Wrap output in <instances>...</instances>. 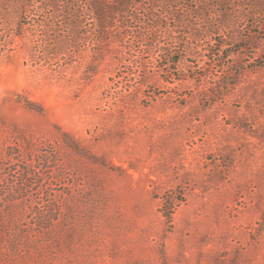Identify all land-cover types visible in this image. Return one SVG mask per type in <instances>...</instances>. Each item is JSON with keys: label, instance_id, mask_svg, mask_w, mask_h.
Wrapping results in <instances>:
<instances>
[{"label": "rangeland", "instance_id": "rangeland-1", "mask_svg": "<svg viewBox=\"0 0 264 264\" xmlns=\"http://www.w3.org/2000/svg\"><path fill=\"white\" fill-rule=\"evenodd\" d=\"M76 6L78 33L0 25V247L264 264V0H131L104 44Z\"/></svg>", "mask_w": 264, "mask_h": 264}, {"label": "trees", "instance_id": "trees-1", "mask_svg": "<svg viewBox=\"0 0 264 264\" xmlns=\"http://www.w3.org/2000/svg\"><path fill=\"white\" fill-rule=\"evenodd\" d=\"M59 1L61 0H44V3H41V5L37 7L34 0H0V25H4L11 16L17 14L24 15L23 19L26 21L24 24L22 22L20 23L21 30H23L25 26H30V30L36 31L37 29H42L51 32L56 31L60 24L64 22V20L61 19L62 17L68 16L70 21L64 24L72 26L73 33H78L81 25V17H77L79 11L76 5L79 4V2L82 3V0H63L62 3ZM86 1L90 15L102 26L101 34L104 38L101 42L104 44L106 41H109L107 37L111 32V28L114 27L112 22L116 19L113 16L123 14L128 8L131 0ZM72 10L75 11L72 12ZM79 10L81 13L84 11L83 7ZM40 14L44 15L42 19H39ZM73 33L71 34V31H68L63 36L66 40H70ZM12 150H14V148H12ZM11 160L13 159L11 158ZM19 179L17 182L20 181L21 185H25L30 181V171H25L24 169L23 173L19 175ZM8 241L9 245L0 247V262L6 260L3 264H30L31 245L25 244L10 236Z\"/></svg>", "mask_w": 264, "mask_h": 264}]
</instances>
